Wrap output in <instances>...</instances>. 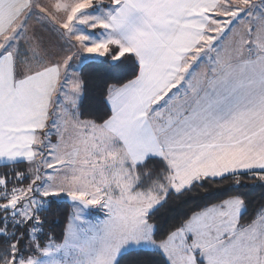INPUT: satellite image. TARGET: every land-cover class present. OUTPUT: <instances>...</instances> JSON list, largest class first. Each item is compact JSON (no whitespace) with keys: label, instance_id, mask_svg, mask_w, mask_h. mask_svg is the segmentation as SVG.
I'll use <instances>...</instances> for the list:
<instances>
[{"label":"snow or ice","instance_id":"6c2138e0","mask_svg":"<svg viewBox=\"0 0 264 264\" xmlns=\"http://www.w3.org/2000/svg\"><path fill=\"white\" fill-rule=\"evenodd\" d=\"M244 177L264 0H0V264H264Z\"/></svg>","mask_w":264,"mask_h":264},{"label":"trees","instance_id":"16d2710c","mask_svg":"<svg viewBox=\"0 0 264 264\" xmlns=\"http://www.w3.org/2000/svg\"><path fill=\"white\" fill-rule=\"evenodd\" d=\"M90 97H97L98 92L93 88L90 83V91L88 94ZM86 106H96V100H88L85 102ZM233 178H229L228 180H216L215 182H210L208 184V190L212 193V198L214 200H222L227 198L230 195H234L237 193L243 194L245 198L249 201V212H251L254 208L259 206L260 204H264V187H261L258 181H253L247 177L243 178V186L236 187L232 182ZM193 199H190L187 204H179L175 203L172 206L175 208V212L168 213L169 217L177 216L179 214L186 211L189 207L200 203V197L204 195L203 190H197L192 194ZM70 207L69 205H66ZM171 223V219L169 220ZM63 228V224L57 229L59 232Z\"/></svg>","mask_w":264,"mask_h":264},{"label":"rangeland","instance_id":"374dc122","mask_svg":"<svg viewBox=\"0 0 264 264\" xmlns=\"http://www.w3.org/2000/svg\"><path fill=\"white\" fill-rule=\"evenodd\" d=\"M259 183V182H258Z\"/></svg>","mask_w":264,"mask_h":264}]
</instances>
